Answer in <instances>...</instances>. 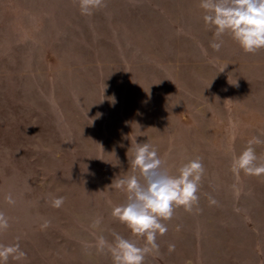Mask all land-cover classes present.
I'll return each instance as SVG.
<instances>
[{"label":"rangeland","instance_id":"374dc122","mask_svg":"<svg viewBox=\"0 0 264 264\" xmlns=\"http://www.w3.org/2000/svg\"><path fill=\"white\" fill-rule=\"evenodd\" d=\"M199 5L105 0L83 15L79 0H0V244L26 254L7 264H113L114 234L143 247L112 210L146 142L170 174L197 157L205 172L144 264H264V174L231 170L254 137L264 157V48L224 35L213 50Z\"/></svg>","mask_w":264,"mask_h":264},{"label":"clouds","instance_id":"9594fccd","mask_svg":"<svg viewBox=\"0 0 264 264\" xmlns=\"http://www.w3.org/2000/svg\"><path fill=\"white\" fill-rule=\"evenodd\" d=\"M104 5L105 0H79L83 15H91L93 9ZM199 6L204 13L202 18L205 25L214 34L215 39L210 43L213 50L221 49L224 35L230 36L245 53L255 54L264 48V0H200ZM259 143L262 141L254 137L239 156L233 157V173L239 175L243 170L249 175L264 174V157H258L252 147ZM130 163L133 171L139 170L140 176L131 175L115 180L114 187L126 189L127 199L113 208L112 216L126 224L134 235L146 238V242L141 247L132 240L114 234V245L110 248L113 264H144L148 254L158 253L157 234L164 235L168 230L161 221L170 219L176 207L192 210V205L199 200L197 192L205 172L201 158L197 157L183 164L177 170L178 174H170L163 167L165 162L159 157L157 149L147 142L136 144ZM6 200L9 204L15 203L11 195ZM209 200L211 204L217 203L211 197ZM63 203L64 197H58L53 199L52 206L59 208ZM48 224L45 221L42 227L46 228ZM99 224L100 220H96L92 226ZM8 227V218L0 212V232ZM99 243L103 249V236ZM174 250L175 245L170 244L169 251ZM25 255L18 243L0 244V264H7L10 256L19 260ZM185 264H191V261Z\"/></svg>","mask_w":264,"mask_h":264}]
</instances>
